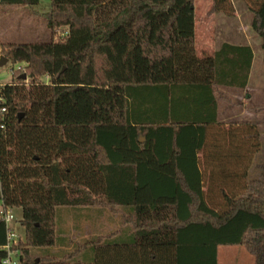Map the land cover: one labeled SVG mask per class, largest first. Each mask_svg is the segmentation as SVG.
<instances>
[{"label":"trees","instance_id":"obj_1","mask_svg":"<svg viewBox=\"0 0 264 264\" xmlns=\"http://www.w3.org/2000/svg\"><path fill=\"white\" fill-rule=\"evenodd\" d=\"M242 1L264 51V0ZM195 2L50 0L39 13V0H0L41 15L48 34L0 39V54L23 63L0 85V201L21 209L22 264H218L219 245L264 264V181L249 178L260 129L225 128L218 114L220 89L247 86L253 51L224 41L197 55ZM230 10L211 0L208 12ZM202 149L219 203L204 190ZM89 207L120 226L61 256L41 250L57 243L61 208ZM4 243L0 219V264Z\"/></svg>","mask_w":264,"mask_h":264},{"label":"rangeland","instance_id":"obj_2","mask_svg":"<svg viewBox=\"0 0 264 264\" xmlns=\"http://www.w3.org/2000/svg\"><path fill=\"white\" fill-rule=\"evenodd\" d=\"M50 0H39L34 7L39 13L48 9ZM211 0H196L195 2V47L197 55L212 53L223 41L231 43H248L253 51V60L248 78V89L222 88L225 99L219 100V119L225 123L255 122L260 129L261 148L253 158L249 168V178H258L264 181V51L260 47V39L251 29L250 12L242 0H231L229 12L209 13ZM40 15V14H39ZM44 19L34 16L31 9L4 8L0 10V39L16 42H29L37 37H46ZM0 54V58H1ZM2 62V61H1ZM23 63L11 62L8 59L0 64V85L12 80V70H17ZM25 80V79H24ZM26 81V80H25ZM202 149L197 154V166L204 175V190L211 201L220 202L217 186L209 180L206 158L211 154L210 149ZM215 154V152H214ZM219 165L218 169H222ZM217 169V170H218ZM218 170V171H219ZM215 184V182H214ZM208 188V190H207ZM210 188V189H209ZM214 191V192H213ZM99 210V211H98ZM57 217V243L50 248H41L43 251H53L61 256L73 250L74 242L95 234H105L114 230L120 224L121 217L111 213L108 209L89 207L73 212L69 208H61ZM13 227L24 235L20 225L21 209L13 208ZM67 241V243H64ZM226 248V247H223ZM241 250L222 252L220 264H253V257L242 247ZM238 256V257H234ZM48 264V263H40Z\"/></svg>","mask_w":264,"mask_h":264},{"label":"built area","instance_id":"obj_3","mask_svg":"<svg viewBox=\"0 0 264 264\" xmlns=\"http://www.w3.org/2000/svg\"><path fill=\"white\" fill-rule=\"evenodd\" d=\"M4 111L5 108L0 107V129L3 128L1 118ZM0 219L3 221L5 227V243L2 245V249L5 250V256L2 258L1 264H22L20 259L21 251L16 245L23 236H20L13 227V208L6 206L2 201H0Z\"/></svg>","mask_w":264,"mask_h":264},{"label":"crops","instance_id":"obj_4","mask_svg":"<svg viewBox=\"0 0 264 264\" xmlns=\"http://www.w3.org/2000/svg\"><path fill=\"white\" fill-rule=\"evenodd\" d=\"M224 42V41H223ZM227 42V41H226ZM229 43H231V42H229ZM221 44V43H220ZM220 44H219V46H220ZM233 44H248V43H241V42H237V43H233ZM249 45V44H248ZM218 46V47H219ZM250 46V45H249ZM217 47V48H218ZM217 48H215V50L217 49ZM252 49V48H251ZM252 65V64H251ZM250 70H251V68H250ZM249 77H250V72H249ZM249 80V79H248ZM245 89H248V83H247V86L245 87ZM155 96V94H153V95H151V97L153 98ZM154 102H158V100L156 99ZM218 114H219V109H218ZM99 211V210H98ZM73 212H75L76 213V211H74L73 210ZM58 217H59V215H58ZM121 223V222H120ZM120 226V224L118 225V227ZM117 228V227H116ZM115 228V229H116ZM237 246L238 245H219L218 247H217V263L218 264H220V258H221V255H222V252L224 253V252H227V251H232V250H236V249H238L237 248ZM223 247H226V248H223ZM237 252H240L241 250H236ZM235 258L236 257H238V256H234Z\"/></svg>","mask_w":264,"mask_h":264},{"label":"water","instance_id":"obj_5","mask_svg":"<svg viewBox=\"0 0 264 264\" xmlns=\"http://www.w3.org/2000/svg\"><path fill=\"white\" fill-rule=\"evenodd\" d=\"M6 60H7L6 57L1 56V58H0V64H1L3 61H6ZM1 61H2V62H1ZM21 78H22V79H25V78H26V75H25V74H22V75H21ZM140 140H142V138H140Z\"/></svg>","mask_w":264,"mask_h":264}]
</instances>
